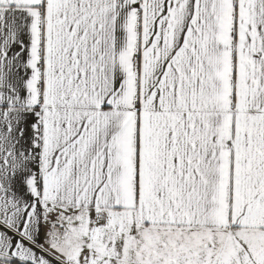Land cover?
I'll use <instances>...</instances> for the list:
<instances>
[{
  "label": "snow or ice",
  "instance_id": "snow-or-ice-1",
  "mask_svg": "<svg viewBox=\"0 0 264 264\" xmlns=\"http://www.w3.org/2000/svg\"><path fill=\"white\" fill-rule=\"evenodd\" d=\"M0 264H264V0H0Z\"/></svg>",
  "mask_w": 264,
  "mask_h": 264
}]
</instances>
